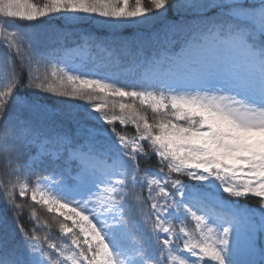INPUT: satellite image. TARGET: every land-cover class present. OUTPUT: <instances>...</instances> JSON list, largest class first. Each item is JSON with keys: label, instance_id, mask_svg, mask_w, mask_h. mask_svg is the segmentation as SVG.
I'll return each mask as SVG.
<instances>
[{"label": "snow or ice", "instance_id": "1", "mask_svg": "<svg viewBox=\"0 0 264 264\" xmlns=\"http://www.w3.org/2000/svg\"><path fill=\"white\" fill-rule=\"evenodd\" d=\"M170 12L146 40L98 38L131 85L53 63L14 23ZM0 45V264H264V0H0ZM39 93L88 101L93 123L49 130Z\"/></svg>", "mask_w": 264, "mask_h": 264}, {"label": "trees", "instance_id": "2", "mask_svg": "<svg viewBox=\"0 0 264 264\" xmlns=\"http://www.w3.org/2000/svg\"><path fill=\"white\" fill-rule=\"evenodd\" d=\"M37 3H42L43 0H35ZM72 14H56L51 17L45 18L43 22H20L14 23L26 30L34 47L44 56L52 60L53 63H59L61 67L69 66L78 69L79 71L92 73H115L119 83L133 84L137 77L126 70L128 66L121 68L108 67L107 62L103 58V54L96 47L98 38L104 39L103 33L117 32L126 37H142L145 40L152 34L163 30L167 23L173 18V14L170 12L167 14L168 18L159 17L156 19H150L146 22L124 23L117 28L108 27L109 23L118 24V21H108L107 18L99 16H87L82 19L70 20L67 17ZM83 16V14H79ZM104 22V23H101ZM110 40L111 38L108 37ZM80 47L89 51L86 59L82 61V64L78 66H70L74 60L72 51ZM146 51L154 54L155 49L151 45L146 44ZM6 56V50L0 45V58ZM31 100L42 104L47 108L48 116L44 120L45 126L52 131L68 132L79 136L80 129L83 125H91L93 121L88 118L87 112L90 111L88 101L59 97L54 94L39 93V95L29 94ZM111 99V98H110ZM149 118L151 119L152 113L148 111ZM118 130L121 129L120 125H116ZM129 133H133L131 126L127 128ZM156 157L152 156L150 161H142L141 167H155ZM62 167L61 164L39 163L35 168L36 174L49 175L54 170H59ZM4 170V164L0 161V176H2ZM35 179V175L32 176ZM186 179V178H184ZM195 183V182H192ZM78 199V197H76ZM18 200L26 205V211L21 218V223L25 226H29L27 206L31 205L30 198H19ZM242 204L248 206H254L256 201L254 198L240 201ZM38 215L42 220H47L52 225L51 234L59 238L58 227L52 220L51 214H49L45 208L35 206ZM11 216V213H9ZM70 223V222H69ZM192 221L186 220L187 226L191 229ZM258 261L259 257H255Z\"/></svg>", "mask_w": 264, "mask_h": 264}, {"label": "rangeland", "instance_id": "3", "mask_svg": "<svg viewBox=\"0 0 264 264\" xmlns=\"http://www.w3.org/2000/svg\"><path fill=\"white\" fill-rule=\"evenodd\" d=\"M81 52H80V50H78V51H73V54L75 55V54H79V57L80 58H82L83 57V55L85 54L84 52H82L81 54H80ZM75 64H79V62H76ZM244 259H247V257H243Z\"/></svg>", "mask_w": 264, "mask_h": 264}]
</instances>
